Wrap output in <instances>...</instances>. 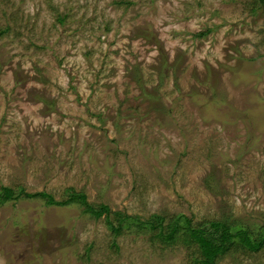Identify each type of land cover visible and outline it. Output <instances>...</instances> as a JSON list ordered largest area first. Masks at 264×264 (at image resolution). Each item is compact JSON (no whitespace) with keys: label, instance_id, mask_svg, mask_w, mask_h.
<instances>
[{"label":"rangeland","instance_id":"obj_1","mask_svg":"<svg viewBox=\"0 0 264 264\" xmlns=\"http://www.w3.org/2000/svg\"><path fill=\"white\" fill-rule=\"evenodd\" d=\"M3 187L0 264H199L183 233H157L264 225V6L0 0Z\"/></svg>","mask_w":264,"mask_h":264},{"label":"trees","instance_id":"obj_2","mask_svg":"<svg viewBox=\"0 0 264 264\" xmlns=\"http://www.w3.org/2000/svg\"><path fill=\"white\" fill-rule=\"evenodd\" d=\"M260 5L264 6V0H259ZM21 192V191H20ZM18 194L14 189L9 187H3L0 192V204H5L8 201L16 200ZM35 196H40L46 198L47 204L55 203L53 198L44 193H38ZM84 195H73L70 200H67L65 203L68 204L72 202V199H83ZM86 211L91 215H94L95 218H99L103 215L110 213V209L106 205H101L98 209H94L92 205H86ZM182 226L180 228L179 223L175 220L173 228L168 235H164V231H159L157 236L165 240L173 235L187 238L186 241L190 243H195L199 250L200 258L199 264H215L219 256L226 255L232 251L243 252L246 254H257L264 251V225L259 228H250V226L242 223L241 221L229 222L227 219L223 220H211L207 221L196 227L191 226V220L185 217H182ZM119 220L130 221L134 223V227L137 229H142L147 226L150 221L142 222L141 220L134 218L133 216H122ZM112 231L117 232L118 227L114 228L110 220L107 219ZM159 225V224H158ZM155 225L153 222L151 224V229ZM148 228V229H150ZM185 231V233H184ZM185 240V239H184Z\"/></svg>","mask_w":264,"mask_h":264}]
</instances>
